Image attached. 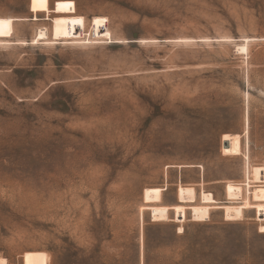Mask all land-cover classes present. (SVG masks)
Wrapping results in <instances>:
<instances>
[{
	"label": "rangeland",
	"instance_id": "obj_1",
	"mask_svg": "<svg viewBox=\"0 0 264 264\" xmlns=\"http://www.w3.org/2000/svg\"><path fill=\"white\" fill-rule=\"evenodd\" d=\"M0 264H264V0H0Z\"/></svg>",
	"mask_w": 264,
	"mask_h": 264
},
{
	"label": "bare ground",
	"instance_id": "obj_2",
	"mask_svg": "<svg viewBox=\"0 0 264 264\" xmlns=\"http://www.w3.org/2000/svg\"><path fill=\"white\" fill-rule=\"evenodd\" d=\"M40 35H44V34H47V32H46V29H40V33H39ZM239 47V46H238ZM246 45L244 44V45H241L240 47H239V49H241V50H246ZM216 199H215V197H214V195H213V193L211 192V191H207V192H205L204 194H203V201H205V202H214ZM2 260L4 261L5 260V258H2Z\"/></svg>",
	"mask_w": 264,
	"mask_h": 264
},
{
	"label": "water",
	"instance_id": "obj_3",
	"mask_svg": "<svg viewBox=\"0 0 264 264\" xmlns=\"http://www.w3.org/2000/svg\"><path fill=\"white\" fill-rule=\"evenodd\" d=\"M228 142L227 141H224V144H227Z\"/></svg>",
	"mask_w": 264,
	"mask_h": 264
}]
</instances>
